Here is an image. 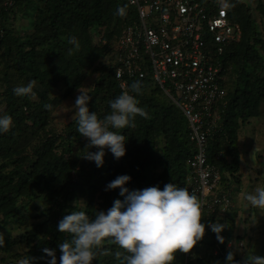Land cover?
I'll return each instance as SVG.
<instances>
[{
	"label": "trees",
	"instance_id": "trees-1",
	"mask_svg": "<svg viewBox=\"0 0 264 264\" xmlns=\"http://www.w3.org/2000/svg\"><path fill=\"white\" fill-rule=\"evenodd\" d=\"M225 2L229 16L241 25L243 36L239 42L229 44L224 54L229 66L225 80L228 91L218 103L220 119L209 137L208 155L209 162L223 173L217 191L231 196L223 183L227 173L238 179L239 129L264 112V30L260 29L258 18L246 2ZM121 7L128 9L126 0H45L42 4L34 0H15L13 6H4L0 0V81L5 83L6 96L3 114L10 115L13 120L10 130L0 134V218L23 220L35 201L46 204V213L37 215L41 221L33 224L34 232L28 231L22 239L27 245L25 251L17 252L18 241L1 234L0 229V236L4 238L0 256L10 253L13 264L25 258L32 264H47L50 258L45 248L55 250L59 264L58 245L68 234L57 230L58 222L75 208L76 204L71 203L80 196L85 197L84 210L90 216L97 210L106 211L116 199L123 200L118 188L105 190L118 175L131 176L126 185L129 190L151 186L163 189L168 183L188 188L186 161L194 148L188 139L187 121L171 99L160 97L162 90L151 81L136 80L142 86L137 96L139 106L147 112V117L137 115L134 127L118 130L126 136V154L116 159L105 148L103 167L98 168L82 157L87 147L72 152L69 139L81 137L76 130L66 137L50 126L54 105L73 93L95 62L109 50L113 34L120 31L125 20L117 14ZM19 8L28 22V27L23 26L22 35L14 27L6 26L9 17L16 16ZM256 8L264 15L262 3ZM96 29L101 35L99 41L94 38ZM70 36L77 38L76 45L68 43ZM104 38L109 41L103 44ZM102 72L89 92L88 104L90 112H97L101 117L111 111L109 101L121 93L113 69L106 66ZM29 81L34 82V94L14 95L15 87ZM232 83L236 84L234 89ZM56 87L67 91L62 96L52 97ZM45 105L52 107L49 109ZM159 138L165 141L162 154L159 153ZM66 152L70 153L68 158ZM159 166L164 168L161 172L157 170ZM203 216L204 238L189 253L177 251L173 264H208L212 255L227 262L225 257L231 251L227 245L233 239L232 232L224 229L221 233L224 242L220 243L207 225L217 221L226 225L233 223L236 210L231 206L222 216L204 207ZM117 251L122 250L105 240L92 264H120L115 258ZM0 264H3L1 258Z\"/></svg>",
	"mask_w": 264,
	"mask_h": 264
},
{
	"label": "built area",
	"instance_id": "built-area-1",
	"mask_svg": "<svg viewBox=\"0 0 264 264\" xmlns=\"http://www.w3.org/2000/svg\"><path fill=\"white\" fill-rule=\"evenodd\" d=\"M3 4L13 6L15 0ZM126 6L120 31L101 60L113 69L121 92L132 81L148 80L178 106L194 148L186 161L188 188L204 207L224 215L233 199L217 191L223 173L209 162L208 144L220 119L218 103L228 91L224 54L242 39L243 29L229 16L225 0H126Z\"/></svg>",
	"mask_w": 264,
	"mask_h": 264
},
{
	"label": "clouds",
	"instance_id": "clouds-1",
	"mask_svg": "<svg viewBox=\"0 0 264 264\" xmlns=\"http://www.w3.org/2000/svg\"><path fill=\"white\" fill-rule=\"evenodd\" d=\"M125 9H118L123 15ZM70 45L77 44V38H68ZM117 75L119 72L117 71ZM34 82L17 86L14 95L25 97L34 94ZM140 81L130 85V90L122 91L115 99L109 101L110 112L98 116L90 112L89 92L79 88L74 105L72 119L77 125L76 131L87 139V153L83 158L103 167L105 148L119 159L126 154V136L120 129L132 128L138 115L147 117V112L139 106L137 96L141 93ZM135 93L136 95H133ZM51 109L52 105H45ZM12 117L0 114V134L10 130ZM95 147L97 151L91 149ZM131 181L127 174L118 175L111 180L105 190L119 189L123 200L116 199L110 208L97 210L90 216L84 209V202L77 203L75 208L57 224V230L68 234L58 247L59 264H92L100 246L105 240L114 243L122 251L115 253L120 264H173L177 251L189 253L204 238L206 225L202 222L204 200L194 190L168 183L161 189L159 186L146 187L140 190H129L126 185ZM233 199V198H232ZM244 199L254 208L264 210V185H257L253 191L245 194ZM219 221L207 225L220 243L224 242L221 233L226 228ZM4 243L0 236V246ZM50 259L47 264H58L56 252L44 249ZM227 264H264V256L257 255L255 250L247 249L246 255L237 261L233 252L225 257ZM19 264H32L28 258Z\"/></svg>",
	"mask_w": 264,
	"mask_h": 264
},
{
	"label": "rangeland",
	"instance_id": "rangeland-1",
	"mask_svg": "<svg viewBox=\"0 0 264 264\" xmlns=\"http://www.w3.org/2000/svg\"><path fill=\"white\" fill-rule=\"evenodd\" d=\"M34 1L42 4L45 0ZM243 1L250 6L253 15L258 18L260 29L264 30V15H262L261 12H257L258 9L256 8L258 4L262 3L264 5V0ZM15 15L16 16L12 15L9 17L6 26L14 27L17 33L22 35L23 32H25L23 28L28 27V22L23 19V13L20 8L16 11ZM261 20L263 21V24ZM95 31V41H99L101 35H98V29ZM116 34V32L113 34L110 41H112ZM108 41V38L102 40L103 44ZM105 67L103 60H97L92 69H90V72L84 79L83 83L73 93L68 95V97L62 98L54 105L50 121V126L53 127L54 131L64 133L67 137L70 132L76 130L77 125L72 119L74 114L72 106L74 105L77 95H79V88L90 92L95 87L97 79L102 75V70L105 69ZM4 86L5 83L0 81V114H3L6 109V96L3 90ZM232 86V89H234L236 84L232 83ZM66 91L67 89L63 87H56L52 90V97L62 96ZM160 97L164 98L168 96L163 93L160 94ZM263 107L264 104L262 108ZM239 136L240 140L238 146L243 163L240 166V171L236 174L238 179L236 180L234 176L227 173L223 187L231 193L233 198V210H236L237 212L235 221L233 223H228L225 228V231L232 232L233 234V239L228 242L227 248L235 252L240 257V260H242L246 255L247 249L255 250L257 255L264 256V210L250 206L244 199L245 194L253 191L257 185H264V112L258 117L251 118L247 124L242 125L239 129ZM70 139L68 142L70 143L72 152L76 150L82 151L88 143L87 139L84 137L83 139L81 137L79 139ZM158 141L160 143L159 153L162 154L165 141L163 138H159ZM69 156L70 153L66 152V157L68 158ZM163 169V166L157 168L160 172ZM102 184H104V182ZM80 202L86 204L85 197L80 196L71 204L74 206ZM37 206L38 209H36ZM45 213L46 204L41 201H35L30 208V211L25 213L26 217H24L23 220H3L0 218L1 234L11 236L18 241L15 249L17 252L25 251L27 245L25 240H22L23 237L28 231L34 232L35 228L33 224L41 221V218L37 217V215ZM237 237H239L238 240ZM240 243L243 245L241 246ZM206 255L208 256V252ZM192 257L194 258V256ZM0 258L3 259V264H13V259L10 253H3ZM208 264H227V262L223 263L218 256L213 257L212 255V260H210Z\"/></svg>",
	"mask_w": 264,
	"mask_h": 264
},
{
	"label": "crops",
	"instance_id": "crops-1",
	"mask_svg": "<svg viewBox=\"0 0 264 264\" xmlns=\"http://www.w3.org/2000/svg\"><path fill=\"white\" fill-rule=\"evenodd\" d=\"M242 163H243V161H242V156H241V164H240V166L242 165Z\"/></svg>",
	"mask_w": 264,
	"mask_h": 264
}]
</instances>
